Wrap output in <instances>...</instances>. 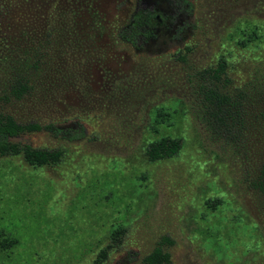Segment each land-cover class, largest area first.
Segmentation results:
<instances>
[{"label": "rangeland", "instance_id": "obj_1", "mask_svg": "<svg viewBox=\"0 0 264 264\" xmlns=\"http://www.w3.org/2000/svg\"><path fill=\"white\" fill-rule=\"evenodd\" d=\"M157 2L0 1V94L21 48L47 47L51 56L31 95L7 110L21 120L79 123L85 132L71 141L21 137L63 148L56 164L0 155V238L16 239L0 248V264H92L101 248V264H145L163 237L171 240L161 246L169 264H264V200L250 184L264 161V0L200 15L184 62L171 53L187 35L175 39L161 25L138 48L117 39L136 7ZM255 27L256 40L234 45L247 34L239 28ZM222 53L228 83L219 87L243 97L241 126L213 123L197 93L199 74ZM159 108L169 122L155 118ZM160 135L180 137L182 147L151 161L145 149Z\"/></svg>", "mask_w": 264, "mask_h": 264}, {"label": "trees", "instance_id": "obj_2", "mask_svg": "<svg viewBox=\"0 0 264 264\" xmlns=\"http://www.w3.org/2000/svg\"><path fill=\"white\" fill-rule=\"evenodd\" d=\"M1 1V0H0ZM165 4L162 7V2ZM237 0H161L155 6L136 7L129 16L126 24L117 28V39L133 48H138L157 37V30L165 27L171 31L173 38L181 39L187 35L184 44L171 56L177 61L184 62L193 52L195 35L199 27V16L210 14L217 10L219 4L224 6ZM247 31L245 36L234 38V45L245 46L251 40L257 39L256 27L251 29L239 28V31ZM252 41V42H253ZM246 44V45H247ZM24 46L20 51V62L12 73L9 83L0 94V155H21L30 165L42 166L58 163L64 149L61 147L49 148L44 146H32L21 141L26 134L41 133L52 136L56 139L71 141L85 135L84 127L79 124L63 125L55 121L40 123L34 120H21L11 114L7 109L21 102L31 95L35 80L40 76L43 65L49 64L51 56L48 48L39 50L36 45L31 48ZM22 50V51H21ZM30 50H35L34 56L28 55ZM26 52V53H25ZM227 60L222 54L218 56L215 66L203 70L199 75L203 81L198 85L197 93L204 104L208 118L216 125L237 124L243 125L239 107L242 96H232L222 91L219 87L228 83ZM259 102L264 106V89L259 93ZM155 118L159 122H169L171 114L164 108L157 109ZM264 113V109L260 112ZM180 137L160 135L150 141L145 149L149 160L155 161L175 156L182 147ZM251 187L257 191L264 200V161L261 163L256 179L250 182ZM119 229L111 234L114 242H118ZM0 248H11L16 244L14 237L1 234ZM164 242L171 243L168 237H163L161 242L149 253L142 257L145 264H169L170 255L161 247ZM107 256V250L101 248L95 256L92 264H101Z\"/></svg>", "mask_w": 264, "mask_h": 264}]
</instances>
